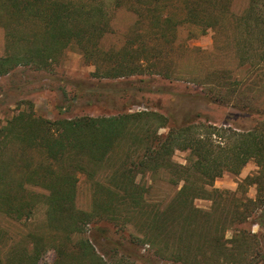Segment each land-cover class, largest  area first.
Here are the masks:
<instances>
[{
    "label": "trees",
    "instance_id": "obj_1",
    "mask_svg": "<svg viewBox=\"0 0 264 264\" xmlns=\"http://www.w3.org/2000/svg\"><path fill=\"white\" fill-rule=\"evenodd\" d=\"M114 1L119 8L141 3ZM186 3V20L202 27L203 33L233 19L235 30L242 33L234 45L248 56L243 66L248 63L253 71L264 67V0H249L238 16L231 11L232 0ZM110 21L102 0H0V26L7 37L6 54L0 57V79L19 67L48 69L70 46L95 66L96 75L144 74V62L153 55L149 49L140 46L106 52L101 48ZM255 57L257 63L252 62ZM222 74L215 71L212 82L207 78L200 83L208 84L212 95L203 92L183 99L252 115V127L209 125L201 122V115L192 117L191 111L181 117L141 111L56 121L31 110L19 113L0 128V213L21 221L31 218L39 203L45 205L48 227L64 239L55 264H109L95 250L93 241L99 243L100 239L83 237L85 228L100 223L120 225V213L128 207L136 209V220L141 221L139 231L144 239L138 241L144 247L153 248L164 237L176 242L177 248L167 246L175 251L167 256L172 264H264V100L235 99L239 82H223ZM162 129H167V134H160ZM15 144L20 145L18 159L7 152ZM28 151L39 152L42 159L28 158ZM177 151L189 154L187 165L173 161ZM250 162L258 172L242 181L235 192L214 189L217 179L226 173L241 174ZM161 171H169L170 182L181 185L164 207L147 200L151 185L147 187L144 180H152ZM81 175L93 186L90 212L77 208ZM253 186L256 196L248 198ZM30 187L41 188L43 194L30 192ZM197 200L211 202L210 211L196 208ZM255 225L262 231L255 233ZM99 230L105 237L108 230ZM228 232L232 237H227ZM34 240L31 252L24 249L8 255L16 264H37L46 242L42 237ZM179 250L184 253H176Z\"/></svg>",
    "mask_w": 264,
    "mask_h": 264
},
{
    "label": "rangeland",
    "instance_id": "obj_2",
    "mask_svg": "<svg viewBox=\"0 0 264 264\" xmlns=\"http://www.w3.org/2000/svg\"><path fill=\"white\" fill-rule=\"evenodd\" d=\"M102 1L111 21L101 48L106 52L138 49L140 46L149 49L153 55L150 61L144 62V74L118 78L96 75L95 66L86 63L77 49L70 46L59 61L48 69L19 67L0 79V128L6 127L19 113L30 110L50 121L78 116L110 117L141 111L157 112L164 116L171 112L181 117L191 111L192 117L201 115V122L209 125L245 129L254 125L252 115L233 108L199 105L183 99L187 95L203 92L212 95L209 85L202 86L200 83L207 78L212 82L215 78L212 73L223 71V82H239L235 88L238 92H235V99L264 100V67L253 71L255 68L249 67L248 63L243 66V60L248 56L245 58L234 45L242 33L235 30L233 19L229 24L203 33L202 27L186 20L188 0H139V6L136 2L120 8L114 0ZM248 4L249 0H232L231 11L238 16L247 9ZM203 5L199 7L202 9ZM137 9L139 12H136ZM166 19L170 21L165 23ZM29 25L32 27L28 22ZM6 39V29L0 26V57L6 54ZM258 60L255 57L252 62L257 63ZM154 64L158 67H152ZM167 132V129H162L160 134ZM19 146L11 145L7 152L14 153L18 159L21 152ZM132 149L136 150V147ZM26 156H33L34 160L42 159V155L36 151H28ZM188 157V153L177 151L173 161L185 166ZM257 172L256 164L250 162L241 174L226 173L217 179L214 189L235 192L242 181ZM104 174L106 172L99 178L103 179ZM170 177L169 171H161L152 180L144 179L147 187L151 185L147 200L152 205L164 207L181 188V185L177 187L170 182ZM79 178L77 208L90 212L93 186L84 175ZM29 191L43 194L39 187H30ZM255 196L256 187L253 186L249 188L247 197ZM195 206L199 210L210 211L211 202L197 200ZM46 211V206L39 203L32 217L21 221L9 219L0 213V264H16L8 253L16 254L24 249L31 252L36 246L34 237H42L46 242L45 252L37 264H55L59 261L63 235L48 227ZM136 217V209L128 207L120 213V218H123L120 225H89L83 237L100 239L99 243L93 241L95 250L99 255H104V260L109 264H172L167 256L175 251L173 247L168 250L167 246L177 248L176 242L171 243L164 237L161 244L153 248L144 247L138 241L144 237L139 231L141 221H137ZM99 229H107V236H102ZM253 231L257 233L262 230L255 225ZM227 237H232V233L228 232ZM158 253L164 256L160 257ZM176 253L184 252L179 250ZM10 260H14V263Z\"/></svg>",
    "mask_w": 264,
    "mask_h": 264
}]
</instances>
